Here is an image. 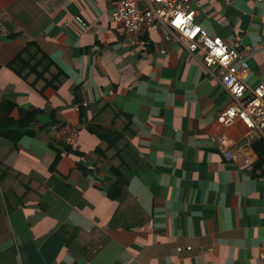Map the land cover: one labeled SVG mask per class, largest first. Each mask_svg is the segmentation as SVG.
I'll return each mask as SVG.
<instances>
[{
	"label": "crops",
	"instance_id": "crops-1",
	"mask_svg": "<svg viewBox=\"0 0 264 264\" xmlns=\"http://www.w3.org/2000/svg\"><path fill=\"white\" fill-rule=\"evenodd\" d=\"M119 1L0 0V125L3 104L13 106L11 125L33 113L27 131L0 133V164L36 182L30 196L42 192L11 209L0 194V264H264V137L248 142L234 120V149L250 164L226 161L215 120L230 100L218 68L166 40L158 23L127 34L111 17ZM188 6L238 48L244 82L264 83V0ZM31 44L62 68L57 89L41 92L14 68ZM102 101L137 129L138 163L119 182L107 161L74 153L121 135L117 126L87 128L108 127L96 117ZM67 127L79 130L73 144L63 140Z\"/></svg>",
	"mask_w": 264,
	"mask_h": 264
},
{
	"label": "built area",
	"instance_id": "built-area-1",
	"mask_svg": "<svg viewBox=\"0 0 264 264\" xmlns=\"http://www.w3.org/2000/svg\"><path fill=\"white\" fill-rule=\"evenodd\" d=\"M195 13V9L188 6V0H120L111 17L129 35L150 30L158 23L166 40H180L189 53L199 56L204 67L218 68L220 84L230 101L216 117L215 140L226 161H233L239 168H245L250 164V157L246 152L234 149L236 139L230 127L238 119L246 127L243 136L248 142L256 136L264 137V83L248 86L244 82L248 64L240 59L238 48L229 46L220 36L210 34L195 22ZM75 20L84 24L79 16ZM138 42L135 37L131 40L132 44ZM78 131L74 127L65 128V143L73 144ZM258 259L264 262V242L259 246Z\"/></svg>",
	"mask_w": 264,
	"mask_h": 264
},
{
	"label": "trees",
	"instance_id": "trees-1",
	"mask_svg": "<svg viewBox=\"0 0 264 264\" xmlns=\"http://www.w3.org/2000/svg\"><path fill=\"white\" fill-rule=\"evenodd\" d=\"M13 66L20 77L41 92H44L47 88L57 89L61 83V76H64L62 68L55 64L49 56L44 54L36 44L29 45L18 55L13 61ZM3 106L6 110V120L0 125V133L13 136L17 131H27L30 127L33 113L27 111L21 114L16 123L11 125L7 117L9 110L13 106L7 104H3ZM96 117L97 120L106 123L108 127L104 125L98 126L100 125L99 123L92 122L91 124H87V128L90 131L110 130L113 126H117L122 131L121 135L112 144L101 140L92 151H74V153L85 159L101 158L107 161L110 165L108 172L114 175L116 181L119 182L139 160L138 155L132 147V139L137 132L136 126L127 120L116 106L107 101H102L99 104V111ZM59 157V154H57L55 162ZM85 170L87 169L83 166V172ZM116 183L114 181L111 184L112 186L108 188L110 195L113 194L114 190L119 191L120 188L116 186ZM33 184H36V182L24 173L6 164H0V194L5 199L8 208L11 209L24 205L29 200L39 197L42 192H39L35 196H30L36 190V188H33ZM38 187L41 188L42 186L39 184Z\"/></svg>",
	"mask_w": 264,
	"mask_h": 264
},
{
	"label": "rangeland",
	"instance_id": "rangeland-1",
	"mask_svg": "<svg viewBox=\"0 0 264 264\" xmlns=\"http://www.w3.org/2000/svg\"><path fill=\"white\" fill-rule=\"evenodd\" d=\"M140 6H142V5L140 4Z\"/></svg>",
	"mask_w": 264,
	"mask_h": 264
}]
</instances>
